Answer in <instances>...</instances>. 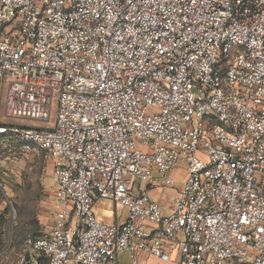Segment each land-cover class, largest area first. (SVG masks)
Instances as JSON below:
<instances>
[{
    "label": "built area",
    "instance_id": "1",
    "mask_svg": "<svg viewBox=\"0 0 264 264\" xmlns=\"http://www.w3.org/2000/svg\"><path fill=\"white\" fill-rule=\"evenodd\" d=\"M0 143L56 181L14 264H264V0H0Z\"/></svg>",
    "mask_w": 264,
    "mask_h": 264
},
{
    "label": "rangeland",
    "instance_id": "2",
    "mask_svg": "<svg viewBox=\"0 0 264 264\" xmlns=\"http://www.w3.org/2000/svg\"><path fill=\"white\" fill-rule=\"evenodd\" d=\"M29 125L42 126L41 123ZM0 146L3 148L0 150V264H14L26 236L42 233L54 221L57 211L53 196L55 181L51 163L41 155L14 152L6 144ZM184 178V171H180L174 188ZM113 210L105 201H99L94 207L96 216L102 221ZM123 211L118 205L117 213L121 215Z\"/></svg>",
    "mask_w": 264,
    "mask_h": 264
},
{
    "label": "crops",
    "instance_id": "3",
    "mask_svg": "<svg viewBox=\"0 0 264 264\" xmlns=\"http://www.w3.org/2000/svg\"><path fill=\"white\" fill-rule=\"evenodd\" d=\"M180 171H184L185 178H184V180H182V182H180V184H178L177 188L159 186V187H150V189H149V196L151 197V199L154 200L155 202H157L158 204H160L162 209H163V212L166 214H169L173 211L174 200H175L177 194L179 193V191L182 189L184 182L187 178V170H186V165L184 163H181L179 165V167L176 168L171 173V177L175 180V185L177 184L176 177ZM54 181H55V179H54ZM55 188H56V181H55ZM54 192H55V189H54ZM54 192H53V196H54ZM109 206L114 208V210L112 211V214L109 217H106L105 221H103V222H105L107 224H118V225L125 223L127 220L126 209L123 207L124 211L121 215H119L117 213V206H115V205L112 206L111 204H109ZM57 209H58V206H57ZM99 220H101V219H99ZM54 222H55V217H54V221H53L52 225L49 228L45 229L43 232L50 230L53 227ZM118 262H119V264H132L131 260H130V252L124 251V252L120 253L118 256ZM140 264H174V263H163L154 257H150L144 253H140Z\"/></svg>",
    "mask_w": 264,
    "mask_h": 264
},
{
    "label": "trees",
    "instance_id": "4",
    "mask_svg": "<svg viewBox=\"0 0 264 264\" xmlns=\"http://www.w3.org/2000/svg\"><path fill=\"white\" fill-rule=\"evenodd\" d=\"M0 145H2L1 143H0ZM14 152H16L17 150L16 149H14V148H11ZM0 150L2 151L3 150V148L0 146ZM8 150V149H7Z\"/></svg>",
    "mask_w": 264,
    "mask_h": 264
}]
</instances>
